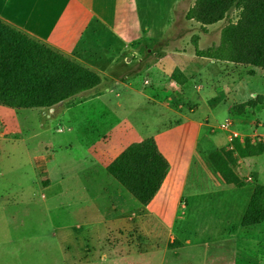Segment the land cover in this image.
I'll list each match as a JSON object with an SVG mask.
<instances>
[{
	"label": "crops",
	"instance_id": "0c3cea01",
	"mask_svg": "<svg viewBox=\"0 0 264 264\" xmlns=\"http://www.w3.org/2000/svg\"><path fill=\"white\" fill-rule=\"evenodd\" d=\"M173 5L166 0H0L2 22L102 78L97 88L46 115L61 125L57 132L65 129L78 138L79 113L100 106L104 125L98 136L82 140L78 150L59 143L57 148L39 149L35 159L41 173L34 182L32 205L45 212L69 202L68 222L73 219L75 226L79 202L81 214L97 216L90 223L104 232V243L110 247L123 239L121 235L132 233L139 258L153 255L146 264H169L171 259L173 264H264V222L242 225L255 187L264 186L260 161L264 154L236 157L239 184H227L210 160L213 152L230 148L234 137L253 142L264 138L260 121L264 105L253 114L232 113L234 106L264 94L237 85L234 76L232 85L228 82L224 91L217 92L221 67L233 64L196 56L192 39L202 28L199 23L187 20L195 33L189 40L183 35L174 40L169 32ZM209 29L197 35L201 49L220 41L203 46ZM176 41H185L188 47L172 48ZM176 69L186 76V84L172 79ZM200 93L212 94L205 105H215L200 110L196 101ZM224 108L231 119L220 125L209 123ZM38 110L40 114L44 109ZM153 117L160 122L150 131ZM40 121L46 128V121ZM171 132L183 135L177 148ZM0 134L8 139L5 132ZM148 138L156 140L171 169L154 200L143 205L107 167L129 145ZM87 192L93 193L92 198ZM56 230L59 233L60 228ZM170 244L176 248L170 249Z\"/></svg>",
	"mask_w": 264,
	"mask_h": 264
},
{
	"label": "rangeland",
	"instance_id": "374dc122",
	"mask_svg": "<svg viewBox=\"0 0 264 264\" xmlns=\"http://www.w3.org/2000/svg\"><path fill=\"white\" fill-rule=\"evenodd\" d=\"M166 1L174 4L169 31L173 39L175 40L178 35H183L182 39L189 40L190 35L195 32L193 27L188 26L186 14L196 0ZM164 5L166 4L164 3ZM239 16L240 11L232 9L223 21L209 26L208 33L205 37L203 35V46L210 45L213 41L218 43L223 28L230 23H236ZM198 26L200 27V24ZM201 32H203L202 28L199 30V33ZM184 43L185 41H176L172 48H187L188 46ZM227 66L230 67H221L223 73L219 77L220 83L215 87L217 92L224 91V86L229 85L228 82H231L232 85L234 76L237 85L247 88L248 91L264 94V69L235 64ZM230 70H234L235 74H230ZM211 95L199 94L196 101L200 110L215 105H205L206 99L213 98ZM50 110L40 111V116L38 109H15L0 104V133L3 131L7 134L8 139L14 138L15 140V142L8 141L0 134V145L3 152L0 157V264L149 263L150 260H153V255L149 256L147 253L146 257L143 254L142 258H139V254L134 249L132 233L121 235L123 239L114 243L112 247L104 243V232L99 231L98 227L90 223L97 216L81 214L79 210L82 209V206L79 202L75 226L72 223V218L68 222L70 219L68 216L69 202H62L57 209L52 210L53 212L49 210L40 212L36 205H32L33 196L36 194L34 182L41 173L35 159L39 155V149L57 148L56 145L59 143L61 146L67 145L69 148L78 150L82 140L89 138L90 135L98 136L104 125L102 107L97 106L96 110L86 109L79 113L78 118L80 119L77 123V128H79L77 136L79 137L76 138L65 129L62 132H57V129L62 128L61 125L57 126L55 122L45 119L46 115L49 116L53 113ZM140 117L148 120L145 116ZM164 117H168V114H164ZM153 118L154 121L150 122V131H153L154 125L156 126V123L158 125L160 122L155 117ZM41 119L46 121V128H42ZM226 119L230 120L231 118L227 109L224 108L222 114L218 117H211L209 123L220 125ZM260 121L264 127V113L260 117ZM231 129H235V127L231 126ZM170 136L175 138V148H177V142L182 139V133L174 135L171 132ZM260 161L264 166V156ZM248 173L249 171H244V175H248ZM87 195L92 198L93 193L87 192ZM38 196L39 194L34 199H37ZM56 227L60 228L59 233H57ZM46 235L49 237L47 238ZM58 235L59 242L57 241ZM146 250L147 248H144L143 253ZM170 257L169 259H171ZM160 258L161 255H157V262ZM172 260L169 264H173Z\"/></svg>",
	"mask_w": 264,
	"mask_h": 264
},
{
	"label": "trees",
	"instance_id": "16d2710c",
	"mask_svg": "<svg viewBox=\"0 0 264 264\" xmlns=\"http://www.w3.org/2000/svg\"><path fill=\"white\" fill-rule=\"evenodd\" d=\"M232 9L240 11L236 23L221 31L220 42L205 49L199 36L192 44L197 57L264 69V0H196L186 20L206 27L223 21ZM252 74L254 72H251ZM172 79L180 86L188 79L176 69ZM102 78L62 53L33 39L0 20V104L15 109H51L77 95L97 88ZM264 105V96L238 104L234 115L253 114ZM2 153L0 146V155ZM264 143L234 137L230 148L210 155V160L227 184H239L236 157H259ZM171 166L156 140L148 138L129 145L108 167V173L141 204H150L163 186ZM264 222V186L257 185L242 225ZM176 248L175 244L169 245Z\"/></svg>",
	"mask_w": 264,
	"mask_h": 264
},
{
	"label": "built area",
	"instance_id": "2783aa9c",
	"mask_svg": "<svg viewBox=\"0 0 264 264\" xmlns=\"http://www.w3.org/2000/svg\"><path fill=\"white\" fill-rule=\"evenodd\" d=\"M223 128H226L227 126H222ZM256 142H262V143H264V138H257L256 139Z\"/></svg>",
	"mask_w": 264,
	"mask_h": 264
}]
</instances>
